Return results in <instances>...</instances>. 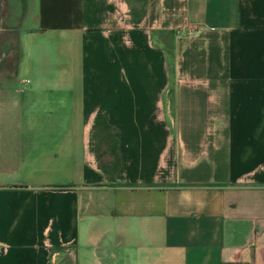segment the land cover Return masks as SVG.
<instances>
[{
	"label": "crops",
	"instance_id": "1",
	"mask_svg": "<svg viewBox=\"0 0 264 264\" xmlns=\"http://www.w3.org/2000/svg\"><path fill=\"white\" fill-rule=\"evenodd\" d=\"M0 242L264 264V0H0Z\"/></svg>",
	"mask_w": 264,
	"mask_h": 264
},
{
	"label": "built area",
	"instance_id": "2",
	"mask_svg": "<svg viewBox=\"0 0 264 264\" xmlns=\"http://www.w3.org/2000/svg\"><path fill=\"white\" fill-rule=\"evenodd\" d=\"M4 248H5V246L0 242V251H2Z\"/></svg>",
	"mask_w": 264,
	"mask_h": 264
}]
</instances>
